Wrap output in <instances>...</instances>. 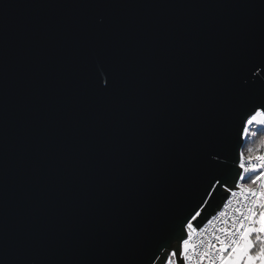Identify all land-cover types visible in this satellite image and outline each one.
<instances>
[{
	"label": "water",
	"instance_id": "water-1",
	"mask_svg": "<svg viewBox=\"0 0 264 264\" xmlns=\"http://www.w3.org/2000/svg\"><path fill=\"white\" fill-rule=\"evenodd\" d=\"M261 104L264 0H0V264H164Z\"/></svg>",
	"mask_w": 264,
	"mask_h": 264
},
{
	"label": "built area",
	"instance_id": "built-area-1",
	"mask_svg": "<svg viewBox=\"0 0 264 264\" xmlns=\"http://www.w3.org/2000/svg\"><path fill=\"white\" fill-rule=\"evenodd\" d=\"M259 155H264V151L253 156L251 160L249 157H244L246 167H256L255 173H245L246 176L254 177L264 172V168L259 167L260 161L254 158ZM242 171L240 168V175ZM240 175L234 189L231 190L220 209L201 227L196 229L193 226L195 231L187 228L184 240H189L190 246L186 253L188 259L183 258V264H221V257L224 258L233 249V241H239L241 233L253 225L252 221L255 218L257 206L262 198L260 193L264 191V187L259 181L252 184L251 180H241ZM248 188H251V191H247ZM253 192L256 195H253ZM259 227L260 225H258ZM258 233L260 241L264 240V233ZM169 256L170 254L164 264ZM173 259L175 260V258Z\"/></svg>",
	"mask_w": 264,
	"mask_h": 264
},
{
	"label": "snow or ice",
	"instance_id": "snow-or-ice-1",
	"mask_svg": "<svg viewBox=\"0 0 264 264\" xmlns=\"http://www.w3.org/2000/svg\"><path fill=\"white\" fill-rule=\"evenodd\" d=\"M105 83H107V80H105ZM245 83H247V81ZM253 128H255L256 131H264V104L255 106L254 109H252V111L244 118L240 131L241 139H247ZM261 144H264V138H262ZM252 151H253L252 149H249L250 153ZM254 158L260 161L259 167L264 168V155H259ZM239 159H240V168L243 170L240 175V179L251 180L252 184H256L259 181L262 182V187H264V172H261L259 175H256L254 177L252 175L246 176L245 173H250V172L255 173L256 167L253 166L249 168L245 166L243 153L240 154ZM249 159L251 160L253 159V157L250 156ZM217 183H219V181H217ZM246 190L251 191V188H248ZM253 195H256V193L253 192ZM260 196L264 198V191L260 193ZM199 215L200 213L197 211L195 215L191 217V220L187 221V228L189 230L195 231L193 227V221H195L199 217ZM248 219H251V217H248ZM259 223H260V227L258 229L249 227L241 233V238L239 241H233L234 246L232 249V254L228 257L227 260L221 257V264H241L242 260H245V258H246V264H255L257 258L248 256L249 251L254 246V242L251 239H249V237L253 232L264 233V213L260 214ZM257 239L259 240L260 237H257ZM261 244L264 245V240H261ZM189 246H190L189 240H184L179 250H173L170 253V256L168 257L166 264H179L181 255L185 260H187L188 257L186 253L189 249ZM221 251H223V249H221ZM173 258H175V260ZM258 259L260 264H264V247L261 248Z\"/></svg>",
	"mask_w": 264,
	"mask_h": 264
},
{
	"label": "trees",
	"instance_id": "trees-1",
	"mask_svg": "<svg viewBox=\"0 0 264 264\" xmlns=\"http://www.w3.org/2000/svg\"><path fill=\"white\" fill-rule=\"evenodd\" d=\"M262 138H264V131H256L255 128L251 130L247 139H244V143L241 149V153H243L244 157H250V156L253 157L259 154L260 152L264 151V144H261ZM249 149H252L253 151L250 153ZM262 205H264V198H261V200H259L254 219L260 218V214L264 213V206ZM252 237H253L254 246L250 250V253H252L253 255H257L260 253L261 248L264 247V245L261 244L260 239L259 240L257 239V237H259L258 232L252 233Z\"/></svg>",
	"mask_w": 264,
	"mask_h": 264
},
{
	"label": "crops",
	"instance_id": "crops-1",
	"mask_svg": "<svg viewBox=\"0 0 264 264\" xmlns=\"http://www.w3.org/2000/svg\"><path fill=\"white\" fill-rule=\"evenodd\" d=\"M253 225L255 226L256 229H258V226H257V225H255L254 223H253ZM253 225H252V226H253ZM256 226H257V227H256ZM253 233H254V232H253ZM251 237H252V233H251ZM231 254H232V250H231L230 252H228V253L224 256V259L227 260L228 257H229ZM248 256L256 257L257 259H256V261H255V264H260L259 259H258L259 254H257V255H253V254L250 253V251H249ZM242 261H244V264H246V258H245V260H242ZM241 263H242V262H241Z\"/></svg>",
	"mask_w": 264,
	"mask_h": 264
},
{
	"label": "rangeland",
	"instance_id": "rangeland-1",
	"mask_svg": "<svg viewBox=\"0 0 264 264\" xmlns=\"http://www.w3.org/2000/svg\"><path fill=\"white\" fill-rule=\"evenodd\" d=\"M259 221H260V218H256V219H253V223L256 225H260V223H259ZM252 228H255V226L253 225V226H251ZM249 239H251L252 241H253V237H251V235H250V237H249ZM241 264H244V261H242V263Z\"/></svg>",
	"mask_w": 264,
	"mask_h": 264
}]
</instances>
